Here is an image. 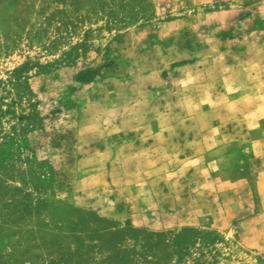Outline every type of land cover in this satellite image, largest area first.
Returning <instances> with one entry per match:
<instances>
[{"label": "rangeland", "instance_id": "rangeland-1", "mask_svg": "<svg viewBox=\"0 0 264 264\" xmlns=\"http://www.w3.org/2000/svg\"><path fill=\"white\" fill-rule=\"evenodd\" d=\"M0 264H264V0H0Z\"/></svg>", "mask_w": 264, "mask_h": 264}]
</instances>
